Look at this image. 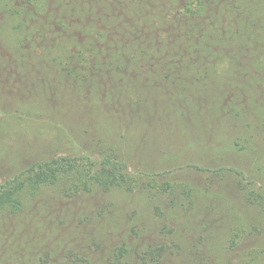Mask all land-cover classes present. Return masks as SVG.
I'll return each instance as SVG.
<instances>
[{"label": "trees", "instance_id": "trees-1", "mask_svg": "<svg viewBox=\"0 0 264 264\" xmlns=\"http://www.w3.org/2000/svg\"><path fill=\"white\" fill-rule=\"evenodd\" d=\"M263 244L264 0H0V264Z\"/></svg>", "mask_w": 264, "mask_h": 264}, {"label": "rangeland", "instance_id": "rangeland-1", "mask_svg": "<svg viewBox=\"0 0 264 264\" xmlns=\"http://www.w3.org/2000/svg\"><path fill=\"white\" fill-rule=\"evenodd\" d=\"M181 138L183 139V136H182ZM157 139H160V138H157ZM202 152H203V151L191 152V153H189V154L186 153V155H187L188 157H190V158H193V159H195V160H198L199 157H202ZM184 153H185V152H184ZM186 175H187V174H186ZM189 175H192V174H188V176H189ZM192 176H193V175H192ZM189 178H190V176H189ZM191 178H193V177H191ZM191 178H190V179H191ZM193 179H195V178H193ZM213 188H214V190H211V189H210V192H212L211 194L214 193V194L219 195V194L217 193V191H219L218 186H217V185H214ZM234 205L236 206V209H237L238 211H240V210L238 209V208H240V207H238L237 204H235V203H234ZM242 216L244 217L245 215L242 214ZM244 218H245V217H244ZM25 231H26V232L29 231L28 228H26ZM263 245H264V244H263Z\"/></svg>", "mask_w": 264, "mask_h": 264}]
</instances>
